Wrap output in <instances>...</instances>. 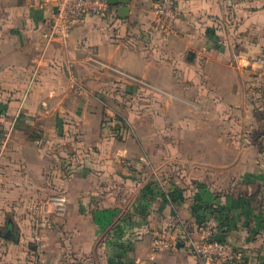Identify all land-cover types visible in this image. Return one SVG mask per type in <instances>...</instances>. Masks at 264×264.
I'll use <instances>...</instances> for the list:
<instances>
[{
	"label": "crops",
	"instance_id": "0c3cea01",
	"mask_svg": "<svg viewBox=\"0 0 264 264\" xmlns=\"http://www.w3.org/2000/svg\"><path fill=\"white\" fill-rule=\"evenodd\" d=\"M158 1L46 41L51 8L0 0V264H199L152 250L181 221L264 264V0H176L168 37Z\"/></svg>",
	"mask_w": 264,
	"mask_h": 264
},
{
	"label": "built area",
	"instance_id": "2783aa9c",
	"mask_svg": "<svg viewBox=\"0 0 264 264\" xmlns=\"http://www.w3.org/2000/svg\"><path fill=\"white\" fill-rule=\"evenodd\" d=\"M42 7L53 10L51 17L46 22L43 37L46 41L54 39H67L72 31L80 25L89 15L107 16L110 13L109 0H39ZM153 29L163 37L171 36L176 32V22L179 10L176 0H159L155 6ZM198 64L205 62L199 56ZM264 67V57L256 60ZM166 173H155L154 178L166 182ZM180 225L167 224L161 231L154 233L152 238L153 252L170 251L178 247L179 243L188 248L199 264H213L215 262L235 263L243 257L244 252L230 242H221L214 239L217 227L213 223L193 225L181 221ZM52 219L47 216L36 224L35 243L41 247V232L52 227Z\"/></svg>",
	"mask_w": 264,
	"mask_h": 264
},
{
	"label": "rangeland",
	"instance_id": "374dc122",
	"mask_svg": "<svg viewBox=\"0 0 264 264\" xmlns=\"http://www.w3.org/2000/svg\"><path fill=\"white\" fill-rule=\"evenodd\" d=\"M264 157V156H263ZM264 159V158H263ZM233 159H230V161L232 162ZM168 165V164H167ZM167 167V166H166ZM169 167V165H168ZM160 172V171H159ZM232 172L228 171V172H224L222 173L218 178H215V174H208L207 177L204 178V181H208L209 183H211V187L216 189V185L219 186L220 188H223V185L225 186V184L230 183V179H231V175ZM219 182V184H218ZM223 184V185H222ZM224 190V189H223Z\"/></svg>",
	"mask_w": 264,
	"mask_h": 264
},
{
	"label": "water",
	"instance_id": "95a60500",
	"mask_svg": "<svg viewBox=\"0 0 264 264\" xmlns=\"http://www.w3.org/2000/svg\"><path fill=\"white\" fill-rule=\"evenodd\" d=\"M120 1V3L123 5L121 6L120 8V12L121 14L124 16L127 15L128 13V7H127V3L129 2V0H109V3L110 4H118V2ZM215 240L217 241H221V242H225L226 241V237H225V234L223 233H220V234H217L215 235L214 237ZM180 246H183V244H179Z\"/></svg>",
	"mask_w": 264,
	"mask_h": 264
}]
</instances>
